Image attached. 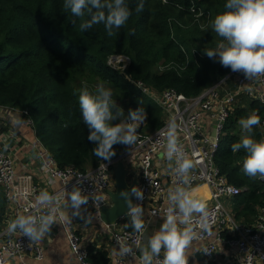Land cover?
<instances>
[{
    "label": "trees",
    "instance_id": "1",
    "mask_svg": "<svg viewBox=\"0 0 264 264\" xmlns=\"http://www.w3.org/2000/svg\"><path fill=\"white\" fill-rule=\"evenodd\" d=\"M137 3L128 0L129 20L109 37L103 25L81 31L80 18L63 10V0H0V105L26 111L61 167L87 171L104 160L93 155L95 145L87 139L89 129L80 114L78 96L85 85L90 90L98 84L110 88L126 114L144 108L147 123L142 130L154 131L165 123L157 99L166 90L194 97L231 71L202 52L221 40L211 30V20L224 10L225 0H146L142 12L135 11ZM115 55L130 60L131 79L109 64ZM254 102L251 112L262 120L264 104ZM249 110L238 105L227 119L215 163L230 183L242 188L229 206L236 220L252 229L264 205V179L244 176L245 154L231 150L241 133L238 120ZM254 135L264 138V128L255 127ZM126 147L114 144L113 157ZM7 212L0 187V222ZM87 260L110 264L111 255L91 245Z\"/></svg>",
    "mask_w": 264,
    "mask_h": 264
},
{
    "label": "built area",
    "instance_id": "2",
    "mask_svg": "<svg viewBox=\"0 0 264 264\" xmlns=\"http://www.w3.org/2000/svg\"><path fill=\"white\" fill-rule=\"evenodd\" d=\"M163 1L167 2L168 0ZM201 12L198 15L203 14ZM233 76L237 80L236 92L221 96L222 84ZM254 81L259 83L260 88L253 97L259 103L264 104V76ZM254 81H249L242 72L230 71L214 85L194 97H188L176 89L166 90L157 99L163 108L164 125L154 131H143L142 129L147 123V117H145L139 126L136 143L122 154L129 166V161L133 160L134 163L130 166L131 168L129 167V173L133 169V172L138 174V188L143 192V199L135 197V204H139L143 211L147 210L150 219L163 218L169 206L168 190L180 184V179L170 167L165 184L162 172L166 171L161 172L156 167L155 161L158 154L166 150V137L160 133L166 130L170 121H175L178 141L182 145L183 151L194 163V167L190 170L189 187L194 191L195 196L199 194L197 193L199 187H205L208 194L205 193L199 198L206 204L207 215L203 220L197 215L193 224L197 235L191 242V244L196 241L204 242L203 253L207 264L215 259L218 241L221 239L219 232L225 227L233 233L227 239V243L235 245L243 255V259L239 263L224 264H258L259 261L264 260V205L261 208L258 222L252 229L242 226L226 202L238 195L242 188L230 183L215 163V154L220 148L225 123L236 106L239 105L243 89ZM139 84L143 85L142 82ZM27 120L32 123V120ZM261 126L264 128V117L261 120ZM3 145L5 143L0 141V187L8 210L6 218L12 221L19 215L47 214L49 206H42L37 201L41 190L35 183L33 175L30 172H17L12 154L8 148L3 150ZM39 155L48 171L49 179L58 183L57 190L52 194L55 200L51 207L56 208L55 215H58L65 201L66 191H71L73 187L77 186L84 194L89 195L88 204L99 217L100 208L109 202L108 191L114 189L112 165L117 158L102 160L96 168L82 171L73 166H59L50 155L49 150L42 144ZM93 197L102 200L99 207H96ZM204 224L207 227H203ZM147 227L148 223L146 222L143 233H135L125 227L113 230V244L117 253L111 257L110 264H134L133 261L139 254L135 242L144 243ZM68 239L77 261L80 264H89L87 260L88 248L83 244L82 237L78 232L70 229ZM118 241L133 245L132 248L136 254L121 256L118 252ZM205 250L208 253H205ZM28 254L42 260L44 258L43 247L36 243L30 245L26 236L20 235L18 232L9 233L8 227L0 234V264H8L12 258L16 259L15 264H31L25 260V256ZM162 258L163 255H160L154 259L153 264H159Z\"/></svg>",
    "mask_w": 264,
    "mask_h": 264
},
{
    "label": "clouds",
    "instance_id": "3",
    "mask_svg": "<svg viewBox=\"0 0 264 264\" xmlns=\"http://www.w3.org/2000/svg\"><path fill=\"white\" fill-rule=\"evenodd\" d=\"M145 3L146 0H138L135 11L142 12ZM63 10L80 18L81 31L103 25L109 37L116 35L132 14L128 0H63ZM73 23L75 24V20ZM211 30L221 40L214 48H204L203 54L221 66L230 68L232 72H242L249 81L264 76V0H225L224 10L211 20ZM247 91L251 92L252 89L248 88ZM78 104L82 121L89 129L87 139L95 145L92 149L94 156L111 160L116 154L114 144L136 143L137 128L145 120L144 108L129 109L126 114L113 98L112 90L103 84L96 85L94 90L85 85L79 91ZM114 121L119 122L113 123ZM238 125L241 133L239 139L231 145V150L233 153L243 150L245 154L240 171L249 178L264 179V138L256 139L254 135L255 127L261 126L260 117L253 111L242 116ZM160 135L166 137L165 156L172 162L170 167L180 179V184L168 190L169 206L159 228L147 237L145 243L135 242V246L139 250L141 264H153L161 253L163 258L159 264H188L186 249L197 235L193 224L197 215L201 220L206 217V204L189 187L190 170L194 163L178 141L175 121H170ZM7 148V144L3 145V150ZM131 191L137 199H143V192L139 188L133 187ZM121 195L125 197L129 207V222L125 227H130L135 233H143V208L139 204H133L127 192H122ZM66 199L73 210L72 216L81 217L86 224L91 223V217L84 216L81 212L82 206L88 204L89 195L76 186L71 191H66ZM54 200L55 197L50 193L42 191L37 201L42 206H49L47 214L19 215L8 224V232L26 236L30 245L42 242L57 223L56 208L51 207ZM93 200L96 207H99L102 200L95 197ZM203 227L207 225L204 224ZM118 245L121 256L136 254L133 245L119 241ZM205 253L208 251L205 250Z\"/></svg>",
    "mask_w": 264,
    "mask_h": 264
},
{
    "label": "crops",
    "instance_id": "4",
    "mask_svg": "<svg viewBox=\"0 0 264 264\" xmlns=\"http://www.w3.org/2000/svg\"><path fill=\"white\" fill-rule=\"evenodd\" d=\"M251 88L252 91H247ZM260 85L257 81H254L248 87L244 88L239 105L245 106L251 112V106L255 98L254 94L258 92ZM237 80L236 77H231L226 80L221 88L220 95L225 96L231 92H236ZM261 103H258L260 105ZM257 105V106H258ZM250 106V107H249ZM18 121V123H16ZM39 131L32 123H30L23 113L13 108L0 106V141L8 145L9 152L12 154L17 172H30L35 183L42 191H47L51 195L57 190L58 183L49 179L48 171L44 166V162L39 155L41 149V141L39 138ZM43 145V144H42ZM45 146V145H43ZM46 147V146H45ZM47 148V147H46ZM48 149V148H47ZM126 151V150H125ZM124 150L122 153L125 152ZM156 167H158L164 176V182L166 184V178L170 172V164L165 152L158 154L156 159ZM130 166L134 163L133 160L129 161ZM128 164V163H127ZM128 165V168L130 167ZM173 166V165H172ZM91 170V169H89ZM138 178V174L134 173L130 179ZM205 187H199V191L196 195L197 198L205 195ZM229 200H226L229 205ZM72 209L69 206L67 199L61 206L57 217V223L53 225L52 232L46 236L42 242H37L39 246L43 247L44 258L38 260L34 258V255L28 254L25 256V260L31 264H79L77 261L69 242V230L73 229L77 231L82 237V242L86 247L94 246L97 249L104 250L113 257L117 253V249L114 247L112 232L116 228L125 227L124 221L119 225H107L100 220V218L94 213L93 208L87 204L82 206V215L90 216L91 223L86 224L84 219L79 216H72ZM144 223H148V227L145 232L144 243L148 236H150L155 230L159 228L163 222V218H149L147 210L143 211ZM124 220V219H123ZM11 220L5 219L0 222V234L5 231ZM70 225V227H69ZM221 239L218 241V249L215 253V260L212 264H224L229 262L239 263L243 259V255L239 252L235 245H229L227 239L233 234L232 231L225 227L220 230ZM204 242L196 241L192 243L186 249V255H188V264H207L206 257L203 253ZM139 253V252H138ZM161 255H163L161 253ZM16 259L12 258L8 264H15ZM134 264H141L140 253L133 261ZM258 264H264V260L259 261Z\"/></svg>",
    "mask_w": 264,
    "mask_h": 264
},
{
    "label": "water",
    "instance_id": "5",
    "mask_svg": "<svg viewBox=\"0 0 264 264\" xmlns=\"http://www.w3.org/2000/svg\"><path fill=\"white\" fill-rule=\"evenodd\" d=\"M113 177L115 187L108 191L109 202L103 204L99 211V218L107 225H117L127 217L129 207L122 192H127L129 198L135 204V195L131 189L139 185V179H129V168L123 155H120L113 163Z\"/></svg>",
    "mask_w": 264,
    "mask_h": 264
},
{
    "label": "rangeland",
    "instance_id": "6",
    "mask_svg": "<svg viewBox=\"0 0 264 264\" xmlns=\"http://www.w3.org/2000/svg\"><path fill=\"white\" fill-rule=\"evenodd\" d=\"M115 56H118V58H120L119 61L116 62V64H114L112 62V59H113L114 56H112V57H110L109 64L111 66H113L115 70H117L118 72L122 73L125 78L127 77V79H131V75H130V73L128 71L129 66H130V60L128 58H126V56H123V55H115ZM119 105L121 106V102L119 103ZM124 110H126V107H124ZM18 111H20V110H18ZM20 113H23L25 115V113L22 110L20 111ZM145 117H147L146 113H145ZM118 122L119 121H114L113 123H118ZM139 130H140V127L137 128V133L139 132ZM130 146L131 145H127V147L124 149V151L129 149ZM121 154H123V153H121ZM128 175H129V179L131 178V176H134L133 169L130 170V173Z\"/></svg>",
    "mask_w": 264,
    "mask_h": 264
},
{
    "label": "bare ground",
    "instance_id": "7",
    "mask_svg": "<svg viewBox=\"0 0 264 264\" xmlns=\"http://www.w3.org/2000/svg\"><path fill=\"white\" fill-rule=\"evenodd\" d=\"M119 59H120V58H118V56H114L113 59H112V62H113L114 64H116V62H118ZM204 191H205V193L207 194V190H206V188H205ZM207 195H208V194H207Z\"/></svg>",
    "mask_w": 264,
    "mask_h": 264
}]
</instances>
